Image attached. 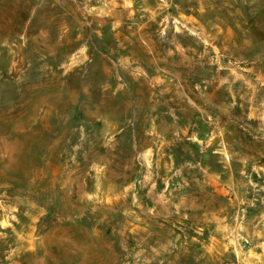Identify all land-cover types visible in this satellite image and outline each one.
<instances>
[{"label": "rangeland", "instance_id": "obj_1", "mask_svg": "<svg viewBox=\"0 0 264 264\" xmlns=\"http://www.w3.org/2000/svg\"><path fill=\"white\" fill-rule=\"evenodd\" d=\"M257 261L264 0H0V264Z\"/></svg>", "mask_w": 264, "mask_h": 264}, {"label": "crops", "instance_id": "obj_2", "mask_svg": "<svg viewBox=\"0 0 264 264\" xmlns=\"http://www.w3.org/2000/svg\"><path fill=\"white\" fill-rule=\"evenodd\" d=\"M259 261L255 262V264H258Z\"/></svg>", "mask_w": 264, "mask_h": 264}, {"label": "built area", "instance_id": "obj_3", "mask_svg": "<svg viewBox=\"0 0 264 264\" xmlns=\"http://www.w3.org/2000/svg\"><path fill=\"white\" fill-rule=\"evenodd\" d=\"M245 243H246V241H245Z\"/></svg>", "mask_w": 264, "mask_h": 264}, {"label": "bare ground", "instance_id": "obj_4", "mask_svg": "<svg viewBox=\"0 0 264 264\" xmlns=\"http://www.w3.org/2000/svg\"><path fill=\"white\" fill-rule=\"evenodd\" d=\"M33 182V181H32Z\"/></svg>", "mask_w": 264, "mask_h": 264}]
</instances>
